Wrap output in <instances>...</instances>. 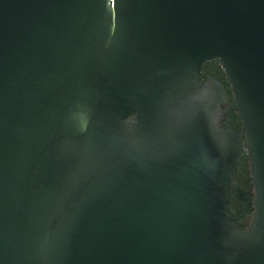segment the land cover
I'll return each instance as SVG.
<instances>
[{
  "label": "water",
  "instance_id": "1",
  "mask_svg": "<svg viewBox=\"0 0 264 264\" xmlns=\"http://www.w3.org/2000/svg\"><path fill=\"white\" fill-rule=\"evenodd\" d=\"M0 264H264V0H0Z\"/></svg>",
  "mask_w": 264,
  "mask_h": 264
},
{
  "label": "flooded vegetation",
  "instance_id": "2",
  "mask_svg": "<svg viewBox=\"0 0 264 264\" xmlns=\"http://www.w3.org/2000/svg\"><path fill=\"white\" fill-rule=\"evenodd\" d=\"M202 80L205 81L209 76H216L218 80L224 83L230 100L233 99L231 85L228 82L225 70L217 59L207 60L201 71ZM229 104H222L224 109L228 108ZM230 123L235 132L242 130L243 122L238 118L237 112H232L221 118V124L224 126ZM241 161L235 168V183L232 187L233 209L232 215L235 217L234 222L242 228L248 229L254 216L255 211V185L251 174V165L247 148H244L240 157Z\"/></svg>",
  "mask_w": 264,
  "mask_h": 264
}]
</instances>
